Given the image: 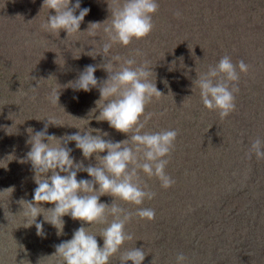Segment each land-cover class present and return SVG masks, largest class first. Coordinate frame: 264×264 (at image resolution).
<instances>
[{"label":"rangeland","instance_id":"374dc122","mask_svg":"<svg viewBox=\"0 0 264 264\" xmlns=\"http://www.w3.org/2000/svg\"><path fill=\"white\" fill-rule=\"evenodd\" d=\"M111 3L91 0L81 32L67 36L63 29L58 34L42 27L48 16L55 15L43 0H0V264H64L55 254V246L70 240L82 226L81 221L65 215L63 229L62 225L57 229L44 221L54 204L41 202L37 206L42 213L36 220L43 222L46 237L36 234L35 224L26 227L23 210L27 202H33L38 186L31 162L25 159L31 149L28 141L43 129L47 117L62 122L48 127V134L55 136L49 141L51 146L58 145L66 134L87 131L95 135L101 128L105 140L128 139L107 121L97 120L106 102L97 88L85 92L69 86L87 65L98 66L94 73L98 82L107 79L103 68L107 60L91 55L108 39L103 29L111 23ZM157 3L155 15L159 18L151 34L128 46L114 44L110 55L135 58V66L150 62V80L162 95L146 106L145 112L153 115L142 132L178 131L165 169L175 183L165 189L156 177L140 171L148 188L156 193L153 199L135 206L109 194L100 196L101 203L110 206L113 202L132 212L137 207L154 209L151 221L160 218L158 226L164 228L151 236L145 229L147 219L134 216L125 226L133 239L124 243L109 264H121L120 256L135 247H142L146 254L142 264H176L180 253L187 258L185 264H264V184L260 185L264 159L246 156L253 140H264V41L253 37L264 34V12H256L264 0ZM80 6L85 8L81 0ZM160 18L166 22L165 29L173 31L160 33V24L164 25ZM92 23H99L95 37L88 34ZM225 55L238 72L241 60L249 70L240 72L237 110L221 119L217 111L203 105L196 81ZM121 63L113 61V68L118 70ZM38 84L33 92L32 87ZM52 88L60 91L57 106L48 100ZM166 89L167 94L162 92ZM76 116L89 122L81 124ZM68 147L73 149L70 155L75 162H83L85 167L100 165L99 155L85 159L75 141ZM106 154L107 150L100 153ZM77 179L91 177L80 171ZM95 194L100 195L99 191ZM112 219L109 215V223ZM83 226L96 235L102 247L100 235L108 224Z\"/></svg>","mask_w":264,"mask_h":264},{"label":"clouds","instance_id":"9594fccd","mask_svg":"<svg viewBox=\"0 0 264 264\" xmlns=\"http://www.w3.org/2000/svg\"><path fill=\"white\" fill-rule=\"evenodd\" d=\"M48 9L55 10V15L47 18L42 27L51 33L65 30L68 35L81 32L80 25L89 8H81L80 0L73 4L72 0H43ZM109 5L111 23L105 25L103 31L107 34V41L102 44L96 55H102L107 60L104 69L108 73L106 80L98 82L94 75L98 66L87 65L69 86L74 91L90 92L97 88L101 98L106 101L100 110L99 121H107L115 130L127 134L128 139L113 142L105 140L101 135H93L87 131L66 134L60 139L58 145L51 146L49 141L54 135L48 134L49 125H62L55 117H47L42 130L35 132L28 143L31 149L26 155V161L31 162L35 173L33 202H27L23 214L27 226L35 224L36 234L46 237L43 222L36 218L42 213L41 202L54 204L51 215L44 221L57 229L63 224L65 215L82 222V226L74 231L70 240L56 245V253L64 264H109L126 241L133 239V235L125 230V226L133 217L155 219V210L137 207L135 212L129 211L112 202L109 206L100 202L102 194H109L125 203L141 206L144 201L151 200L156 193L140 176V171L147 177H156L161 187L167 189L175 181L166 173L175 141L177 130H163L159 132H142L152 117L151 112H145L146 106L159 99L162 95L156 84L150 80L152 68L150 62L144 60L139 66L135 58H125L119 55H110L114 44L130 45L133 40L148 37L154 29L153 14L158 11L157 0H112ZM79 9V14L75 12ZM176 16L180 13L176 12ZM89 36L97 35L95 29L99 23H92ZM94 45L93 43H91ZM94 51V50H93ZM92 51V52H93ZM113 61H122L119 69L113 68ZM135 66V67H134ZM237 65L233 64L227 55L222 57L218 64L209 66L196 81L200 89L203 105L210 111H217L224 119L237 110L236 94L239 92L240 72L247 73L249 65L243 60ZM39 87H32L35 92ZM35 98L34 96L32 97ZM60 91L52 88L48 100L53 106L59 105ZM78 99V97H73ZM42 120V119H37ZM45 139L48 141L45 143ZM63 141V143H62ZM70 141H75V147L82 150L85 159L93 156L101 157L100 165L90 163L84 166L83 162H75L70 154L73 149L68 147ZM129 141L131 146H129ZM107 154L101 156L100 153ZM255 154L258 160L264 159V140L257 137L252 141L246 156L251 159ZM87 172L91 179H77V173ZM51 173L50 175H48ZM63 173V175H62ZM37 177H40L39 179ZM94 185H98L94 187ZM99 191L100 195L95 193ZM113 219L109 223L108 217ZM87 224H108L102 229L103 246L98 245L96 235L90 234L83 226ZM59 234V233H58ZM146 254L143 248H133L120 256L121 264L132 261L133 264H142ZM186 256L182 253L176 256V264H185Z\"/></svg>","mask_w":264,"mask_h":264},{"label":"trees","instance_id":"16d2710c","mask_svg":"<svg viewBox=\"0 0 264 264\" xmlns=\"http://www.w3.org/2000/svg\"><path fill=\"white\" fill-rule=\"evenodd\" d=\"M81 2H82V5H83V7H89V5L91 4V0H81ZM236 2H237V0H236ZM15 7L12 5L11 6V9H14ZM256 12H258V13H263L264 12V4H259L258 5V9L256 10ZM155 14H157V12L155 13ZM155 14H153V17H152V19H153V23H154V26H156V20H158V16L157 15H155ZM160 21L161 22H163L164 23V25H162V24H160L161 26H160V33H162V32H164V30H166V31H173V28L171 29V30H169V29H165L166 28V22L162 19V18H160ZM251 36H253V35H251ZM250 36L248 35L247 36V38L246 39H248ZM257 41L259 40V42H262V41H264V34H262L261 36H253ZM261 57L262 56H260L259 58L261 59ZM9 74H12V72H10L9 71ZM70 90V89H69ZM69 92V94L71 93V90L70 91H68ZM162 92H164V93H168V89H166V91H162ZM241 100V99H240ZM71 105H69V108H68V110H69V112H70V107ZM68 110H64V112H68ZM78 119H80V121L82 122L81 124H87L88 122H89V119L88 118H79L78 116H76ZM60 123H62L61 121H59ZM100 131H101V133L99 134L97 131H96V133H95V135L96 134H98V135H101L102 136V134H103V129L101 128L100 129ZM264 184V179H262L261 180V182H260V185H263ZM159 222H160V218L159 219H157V220H155V221H148L147 220V223H146V226H145V229L151 234V236H154V235H156L157 234V232H158V230H159V233H162L163 231L162 230H164V228L163 227H160V226H158V224H159ZM158 233V234H159Z\"/></svg>","mask_w":264,"mask_h":264}]
</instances>
